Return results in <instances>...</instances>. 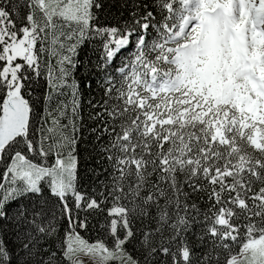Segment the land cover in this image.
<instances>
[{
	"label": "snow or ice",
	"instance_id": "6c2138e0",
	"mask_svg": "<svg viewBox=\"0 0 264 264\" xmlns=\"http://www.w3.org/2000/svg\"><path fill=\"white\" fill-rule=\"evenodd\" d=\"M80 255L264 264V0H0V264Z\"/></svg>",
	"mask_w": 264,
	"mask_h": 264
},
{
	"label": "rangeland",
	"instance_id": "374dc122",
	"mask_svg": "<svg viewBox=\"0 0 264 264\" xmlns=\"http://www.w3.org/2000/svg\"><path fill=\"white\" fill-rule=\"evenodd\" d=\"M96 259L90 255H80L77 257V264H95Z\"/></svg>",
	"mask_w": 264,
	"mask_h": 264
},
{
	"label": "trees",
	"instance_id": "16d2710c",
	"mask_svg": "<svg viewBox=\"0 0 264 264\" xmlns=\"http://www.w3.org/2000/svg\"><path fill=\"white\" fill-rule=\"evenodd\" d=\"M81 55H83V54H81ZM85 103H86V101H85ZM82 115L86 116V115H87V111L85 110V112H83ZM93 235H94V234H93ZM110 264H111V263H110Z\"/></svg>",
	"mask_w": 264,
	"mask_h": 264
}]
</instances>
